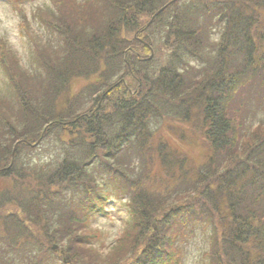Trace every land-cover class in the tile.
Here are the masks:
<instances>
[{
	"label": "trees",
	"instance_id": "trees-1",
	"mask_svg": "<svg viewBox=\"0 0 264 264\" xmlns=\"http://www.w3.org/2000/svg\"><path fill=\"white\" fill-rule=\"evenodd\" d=\"M51 4L35 16L55 39L20 23L28 65L0 41V264H181L200 226L199 264H264V122L243 117L252 92L264 102V0ZM176 121L197 155L163 137ZM100 176L127 212L101 253L87 225L107 214Z\"/></svg>",
	"mask_w": 264,
	"mask_h": 264
},
{
	"label": "rangeland",
	"instance_id": "rangeland-1",
	"mask_svg": "<svg viewBox=\"0 0 264 264\" xmlns=\"http://www.w3.org/2000/svg\"><path fill=\"white\" fill-rule=\"evenodd\" d=\"M52 0H25L19 4L18 8L13 7L8 0H0V41H5L19 56L21 63H23L25 66L29 64V58H33L34 52L29 46V42L27 39V35L25 32V29L20 25L21 22H26L28 28L38 37L46 38L50 37L52 39H55V36L50 35L47 28L40 23L38 18L35 16V13L43 12L50 8L52 6L51 4ZM28 29V30H29ZM141 42V41H140ZM139 59H145L146 55L144 54H138ZM149 57H159L161 54L157 53L156 49L151 51L147 54ZM165 56V55H164ZM164 56H161V59H163ZM127 58V54H126ZM187 61H189L192 65H197V61L193 57L186 58ZM125 82L129 80V78L124 77L123 78ZM86 83L83 79H75L71 83L72 90L76 91L81 86H83ZM124 86L130 85L127 83H123ZM246 89L240 90L239 93H237L236 96L240 99L245 98ZM135 91V90H133ZM132 93V91H131ZM133 94V93H132ZM239 94V95H238ZM0 96H8L7 93V87H6V79L1 71L0 68ZM258 94H254L253 92L250 94V97L252 101L250 104L246 105V110L244 111L243 116L244 117V127L250 126V128L256 127L258 122L262 121L264 122V102L258 100L259 106H257L256 100H254ZM262 97L261 93L258 96V98ZM239 99H234L230 104H236ZM257 110V111H254ZM241 116V117H242ZM172 122V121H170ZM177 122V121H176ZM162 123V119L160 121ZM184 126V127H183ZM187 132L186 126L183 122H181V125L172 123V126H168V129H164V125L162 127L163 131L161 132L163 134V137L169 141V143L175 145H178L179 147L183 149H189V152H192L193 155L198 154V149L192 148L193 144H189V142L186 140V142H177L176 136L174 133H171V130L175 128L176 131L180 130ZM195 127L189 126V130H192ZM193 132V131H192ZM192 135V134H191ZM194 140H197V137H195ZM188 143V144H186ZM205 147V146H204ZM200 150V149H199ZM34 154V152H32ZM38 156L41 159H44L48 155L52 154L50 147H43L42 149L39 148L38 150ZM28 154V151L26 152L25 156L22 155V159H28L26 157ZM33 157H35L33 155ZM104 176L98 177V182L100 184H106L104 183ZM5 186L4 181H0V188ZM104 189H106L110 193V198L106 203V215H99L97 214L93 218H90L89 223L87 225H90L89 228H97L103 235L104 240L102 246L99 244V240L89 239L88 243L95 248H97L99 253L105 252L106 248L109 246V244L112 241V238L116 231H118L120 228L124 226L125 219L127 217L126 208L124 206V198L122 194L116 193L113 190V185H105ZM119 198H122L119 200ZM120 201V202H119ZM122 201V202H121ZM102 241V240H101ZM207 233L202 230V226L200 227H194V233L192 235H189L185 241V243L180 245L181 249V264H199L202 260V254L206 250L207 247ZM57 246L55 249H52L54 251H57ZM105 254V253H104ZM49 264H60L59 261L52 259Z\"/></svg>",
	"mask_w": 264,
	"mask_h": 264
},
{
	"label": "water",
	"instance_id": "water-1",
	"mask_svg": "<svg viewBox=\"0 0 264 264\" xmlns=\"http://www.w3.org/2000/svg\"><path fill=\"white\" fill-rule=\"evenodd\" d=\"M158 13V12H157ZM56 246L52 247V249H55Z\"/></svg>",
	"mask_w": 264,
	"mask_h": 264
}]
</instances>
